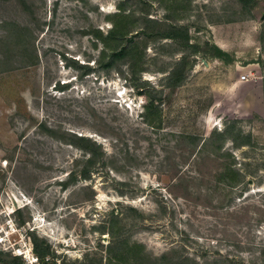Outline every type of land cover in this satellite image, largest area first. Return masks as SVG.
Returning a JSON list of instances; mask_svg holds the SVG:
<instances>
[{
    "label": "rangeland",
    "instance_id": "obj_1",
    "mask_svg": "<svg viewBox=\"0 0 264 264\" xmlns=\"http://www.w3.org/2000/svg\"><path fill=\"white\" fill-rule=\"evenodd\" d=\"M119 8L143 32L106 69ZM35 238L49 264H264V0H0V264Z\"/></svg>",
    "mask_w": 264,
    "mask_h": 264
},
{
    "label": "trees",
    "instance_id": "obj_2",
    "mask_svg": "<svg viewBox=\"0 0 264 264\" xmlns=\"http://www.w3.org/2000/svg\"><path fill=\"white\" fill-rule=\"evenodd\" d=\"M119 9H120L119 12H116L115 16L119 17L121 21L113 23L112 30L109 31L107 34V37L112 39V42H113L112 45L109 46V52L106 54L104 53V55H103L104 58L107 59V61L104 62L102 60V62H100V66L103 68H106V69L113 68L114 65L120 59L127 57L129 54V48L132 45H136L139 43V41L136 38L139 36V33L143 32V30H141V32L139 31L136 34H132V30H130L128 28V24H129L128 20L131 18V16H129L128 14H125V12L123 13L121 8H119ZM146 35H148V33H146ZM157 35L160 37H163V38H170L173 40H179L181 42V44H183V45L195 47V46H193V44H190L189 30H186L182 27L174 28V29L166 31V32H158ZM184 79H185V74H183L182 70L177 71L176 80L178 81V83L173 85V86H180L183 83ZM153 106H154V104L151 101L150 105L147 107V110L149 111ZM151 125H153V124H151ZM78 138L80 140L86 139L83 136L78 137ZM205 143H206V140L202 144L201 148L208 149V147H207L208 145H205ZM94 144L96 145L97 148L99 147L96 143H94ZM221 147L222 146H218V149H221ZM97 148L95 150L90 151V157L85 160V165L82 168V170L80 171V173L78 174L79 178L88 179V177L90 176V172H91L92 167L96 164L97 158L104 155L103 152L99 151ZM227 170H229V167H227L225 169L226 172H227ZM73 176L76 177L77 176L76 173L73 174ZM226 177L227 176L224 173L221 175L220 179H222L223 181H226L227 180ZM184 182H186V181H184ZM34 250H35L37 256L41 259L40 264H49L50 263L49 260L46 259L47 254H45V251L42 250V248L38 244L36 238L34 239ZM167 255L168 254H164L162 256L163 259H165V260H163V262L169 261L166 257ZM146 260H147L146 254H112L110 256L109 263H112L113 261L114 262L115 261H117V262L127 261V263H129V264H141V263H143V261H146ZM170 261L172 262V260H170ZM176 263H178V262H176ZM13 264H26V263L17 257L14 259Z\"/></svg>",
    "mask_w": 264,
    "mask_h": 264
},
{
    "label": "built area",
    "instance_id": "obj_3",
    "mask_svg": "<svg viewBox=\"0 0 264 264\" xmlns=\"http://www.w3.org/2000/svg\"><path fill=\"white\" fill-rule=\"evenodd\" d=\"M241 81H246L247 80V75L244 74L241 78H240Z\"/></svg>",
    "mask_w": 264,
    "mask_h": 264
},
{
    "label": "crops",
    "instance_id": "obj_4",
    "mask_svg": "<svg viewBox=\"0 0 264 264\" xmlns=\"http://www.w3.org/2000/svg\"><path fill=\"white\" fill-rule=\"evenodd\" d=\"M239 81H241V80H239ZM239 81H238V83H239ZM244 82V81H243Z\"/></svg>",
    "mask_w": 264,
    "mask_h": 264
}]
</instances>
